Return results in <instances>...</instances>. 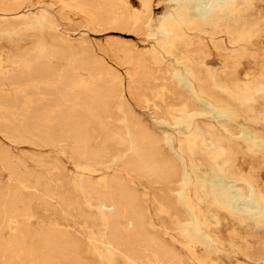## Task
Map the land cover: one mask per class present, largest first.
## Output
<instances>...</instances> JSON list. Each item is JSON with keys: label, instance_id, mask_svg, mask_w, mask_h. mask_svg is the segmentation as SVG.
I'll return each mask as SVG.
<instances>
[{"label": "rangeland", "instance_id": "rangeland-1", "mask_svg": "<svg viewBox=\"0 0 264 264\" xmlns=\"http://www.w3.org/2000/svg\"><path fill=\"white\" fill-rule=\"evenodd\" d=\"M110 1L120 11L128 8L134 13L139 7L137 0ZM152 1L153 18L161 16L164 7L156 5L160 0ZM187 1L176 4L175 12L180 13ZM92 2L0 0V22L41 15L47 26L52 27L42 28L29 20L25 27L17 26L14 32L23 34L27 41H44L47 47H68L75 59L89 64L101 60L118 70L124 99L135 117L126 123L120 108L110 105L105 121L125 134L135 133L139 124H145L158 137L172 134L169 144L162 142V146L178 160L179 181L177 185L158 181L155 174L139 177L126 165L122 150L113 143L103 142L96 134L91 137L90 145L102 148L103 152L96 160L85 161L71 155V150H79L71 142L52 143L31 136L13 141L5 135L11 137L15 127L7 126V133L5 125L0 124V204L8 196L16 213L14 218L5 220L0 232V264H44L49 255L31 251L29 239L16 250L15 240L27 228L58 229L70 235L83 245L87 264H264V226L257 216L264 210V97L259 96L264 94V0H237L227 15L193 17L208 35L204 38L200 32H191L189 39L173 49L171 55H163L165 67L170 64L184 83L190 82L184 64L205 66L217 92L229 99L228 103H214L197 89L190 92L180 83L184 96L193 106V116L185 121L178 114L181 120L174 124L157 115L149 100L169 101L171 95L162 87V81L155 78L148 85L132 83L136 69L122 65L123 55L114 44L120 39L144 57L153 54L155 61L150 66L158 71L155 54L158 49L153 41L110 30L96 22L91 15ZM235 21L254 23V27L249 35L230 43V22L232 30ZM180 25L185 27L183 23ZM194 36L205 40L200 57L202 66L191 52L197 44L191 38ZM27 41L0 32V95L39 89L40 83L36 81L15 88L8 84L7 79L17 73L16 55L30 43ZM212 42L221 45L218 53ZM237 64L240 65L233 70ZM228 69L231 77H226ZM56 83L57 80L52 81V87ZM116 116L120 117L119 122H115ZM187 123L189 131L183 129ZM247 131H252L258 139H249ZM178 132L188 146V155L181 159L176 154ZM115 177H122L135 189L144 207L141 213L144 225L158 237L168 255L148 249L144 239L135 240L125 228L120 234L112 232L113 218L102 212L96 194L114 198L108 186ZM246 202H253V208L247 209ZM125 217L124 210L121 220Z\"/></svg>", "mask_w": 264, "mask_h": 264}, {"label": "bare ground", "instance_id": "bare-ground-1", "mask_svg": "<svg viewBox=\"0 0 264 264\" xmlns=\"http://www.w3.org/2000/svg\"><path fill=\"white\" fill-rule=\"evenodd\" d=\"M137 1L138 10L132 13L128 8L118 10L110 0H93L91 15L96 22L105 25L107 29L128 33L135 37L149 38L157 47L155 54L160 67L158 71L150 66L155 61L153 54L144 57L143 53L137 52L128 42L120 39L114 41L117 52L123 55L122 65L136 69V77L132 83L148 85L152 79L156 78L162 81V87L170 93L169 101L158 98L149 99L155 113L165 117L172 124L181 120L178 114H181L185 121L191 119L193 106L184 96L180 83L190 92L197 89L201 95L214 103H228L229 99L223 93L217 92L209 70L200 63L204 39L201 40L197 36L191 37L197 42L191 52L202 67L183 65L190 82L184 83L170 64L167 66L169 70H165L167 67L164 65L163 55H171L173 49L189 39L191 32H200L204 38L208 35L207 31L201 30V26L193 17H202L204 14L206 15L204 18L227 15L237 0H188L179 11L180 13L175 12L174 6L182 0H160L156 5L164 7V10L161 16L155 18H153L152 0ZM29 20L42 28L52 27L47 26L41 15L24 16L11 22L1 21L0 32L14 34L21 41H27L23 34L14 30L17 26L25 27ZM181 23L185 25L184 28L181 27ZM233 23L234 27L231 30L230 22L228 33L230 43H237L244 36L249 35V30L254 27V23L240 21ZM50 34L53 35L52 32ZM51 40L57 42L54 37H51ZM27 42L30 43L21 48L16 55L17 73L7 79L8 84L9 87L15 88L21 84L36 81L40 83V87L37 91L29 88L17 95H0V124L5 125L6 128L11 125L15 127L11 130L12 136L8 137L9 135L6 134L5 137L13 141H19L27 136L44 141L50 140L49 142L52 143L68 141L73 146L79 147V150H71V155H76L85 161H94L103 152L102 148L90 145L91 137L96 134L103 139V142L108 141L121 149L126 157V165L139 177L155 174L158 181L172 184L179 181L178 160L170 152H165L162 146V142L169 144L172 134L164 133L163 136L158 137L151 133L145 124H139L135 133L125 134L105 121L104 116L108 115L110 105L120 108L125 115L126 123L131 122L135 117L131 105L124 99L121 75L118 70L104 65L101 60L96 64H89L85 60L75 59L70 49L65 46L48 45L50 47H47L44 41L34 39H29ZM212 44L218 53V49L222 48L221 45L215 42ZM226 54L227 52L220 56L223 57ZM61 62H63L62 66ZM239 65L237 64L233 70ZM225 74L226 77H231V69H228ZM54 80H57V83L52 87ZM258 92L260 91L256 94ZM259 96L262 98L264 94ZM204 105L214 112L207 102H204ZM262 120L264 121V113H262ZM119 121L120 117L116 116L115 122ZM89 126L92 127L91 130ZM189 128L188 123L183 127L185 131H189ZM7 130L8 128L6 132ZM246 135L251 140L258 139L252 131H247ZM178 137L176 154L181 159L182 156L188 155V146L181 132H178ZM108 187L114 192V198L101 193L96 195L102 212H107L113 218L112 232L120 234L122 228H125L127 232L134 235L135 240L144 239L148 249L168 255L167 249L158 237L145 227L141 215L144 207L135 189L122 177L113 178ZM226 193L230 194L231 191ZM48 195V198L52 199V196ZM60 200L66 203L63 197H60ZM42 202L47 203V200L43 199ZM0 206L1 232L5 220L14 218L16 213L15 205L8 196L2 199ZM244 206L252 209L253 202H246ZM124 210L126 217L123 221L121 214ZM257 216L259 223L264 226V210L259 211ZM25 239L31 241V251L49 255L43 261L44 264H87L83 245L58 229L32 231L27 228L17 236L16 250L22 248Z\"/></svg>", "mask_w": 264, "mask_h": 264}]
</instances>
